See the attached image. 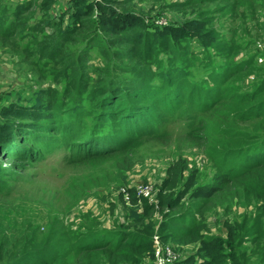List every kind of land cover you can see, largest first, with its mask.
<instances>
[{"label":"rangeland","instance_id":"rangeland-1","mask_svg":"<svg viewBox=\"0 0 264 264\" xmlns=\"http://www.w3.org/2000/svg\"><path fill=\"white\" fill-rule=\"evenodd\" d=\"M97 1L0 0V107H45L48 117L38 124L53 128L37 148L40 155L29 149L38 129L20 143L28 148L22 151L25 157L7 155L0 146V264H117L106 248L87 252L75 243L98 232L106 238L118 230L135 234L142 208L129 200L124 204L121 188L149 186L144 187L147 199L157 203L166 168L178 160L185 164V176L198 170V186L216 187L209 199L183 201L188 218L198 215L195 204L204 205L208 233L223 238L230 257L235 254L240 264H264V214L261 201L247 190L254 183L243 179L246 174L217 182L235 165L236 153L264 140V0H112L118 10L144 20L147 38L153 29L204 21L218 34V53L210 65L194 39L154 46L149 53L147 40H125L129 32L123 40L101 32L97 7L87 5ZM82 5L87 6L78 17ZM205 66L223 69L216 95H209L212 105L193 116L188 113L200 108L191 106L185 86L190 76L199 79ZM159 73L175 74L163 82L178 86L172 99L152 88ZM180 98L188 101L174 102ZM146 106L164 113L147 124L149 132L111 149L99 145L97 153L82 149L75 162L67 158L68 148L76 153L104 139L122 140L118 119L134 121L135 112ZM15 122L28 121L10 123L19 136L23 125ZM87 136L93 139L81 147ZM255 171L264 174V167ZM151 220L157 227L160 214L153 212ZM226 223L236 224L231 242H226ZM165 245L176 260L197 248ZM162 259L168 263L160 251L153 261Z\"/></svg>","mask_w":264,"mask_h":264},{"label":"trees","instance_id":"trees-1","mask_svg":"<svg viewBox=\"0 0 264 264\" xmlns=\"http://www.w3.org/2000/svg\"><path fill=\"white\" fill-rule=\"evenodd\" d=\"M78 1L81 2L88 0ZM87 5H95V8L97 7V10L95 11L96 24L101 32L112 36H122L126 32H129L130 36L126 39L122 36V40H133L135 44L139 43L141 40H147V51L150 48L149 53H152L154 46H159L161 44L180 46L182 43L190 42L194 39L202 47L203 54L208 56L209 65L216 59L215 56L218 53L216 46L219 44L215 42L216 35L218 34H216L214 30L206 28L207 24L204 21L189 20L185 21L184 25L153 29V32L150 33V38H147V34L144 31V20L135 13L118 10L114 7L112 0H98L95 3ZM82 6L85 8L81 10L79 8L76 14L78 17H80L81 13H83L86 9L85 5ZM212 45H214V48H212ZM182 67L183 65H181V68ZM205 67L209 68L205 69ZM205 67H202L205 70L204 74L199 79H194L190 76L189 81L185 86L187 89L186 95H188V98H192L189 102L191 106L196 109L200 108L198 112L193 111L188 113L190 115L193 114V116H198L212 105V103L208 100L209 95H216L215 82L217 77L221 75V71L223 69L222 68L220 71L215 72L213 71L212 66ZM181 68L178 67L177 71L181 70ZM193 75L194 72L192 73V76ZM174 76V73H159L158 77L151 81V86L157 93L165 95L167 100L172 99L175 95L171 92L177 89L178 86H173L172 82H167L165 84L163 82L164 77H166L165 80H167V77L173 78ZM160 80L161 83L159 84ZM183 96L184 93L181 98ZM151 97L153 100L154 97L152 95ZM181 98L175 99L174 102L180 103L181 105L186 104L188 98L185 101ZM141 100L144 101V98L141 97ZM194 100H202L203 103L198 106L194 103ZM111 107L112 106H110V108ZM149 107L150 106H146L145 108H139V110L136 109L138 113L146 110V112H143V116H138V113L135 112V118L137 117L139 121H136L137 119L133 121L131 117H128V122L123 123L118 119L119 127L124 130L122 140L114 138L104 139L102 143L98 142L97 145H85V147H82L85 142H91L93 139L91 136H87L79 144L82 148L76 153L73 152L71 148L66 150L67 158L71 162H75L81 158V156H78V153L82 149L91 150L94 148L96 150L91 152L97 153L100 151L97 150L99 145L110 146L111 149L113 147H118L120 144L119 142H124L123 145H126L134 139L133 136H140L142 132H149L150 129L146 128L147 124H149L150 121H160L161 117L164 115V113L161 114L158 106L157 110H154L153 108V110H151ZM262 107H264V105ZM145 113L146 115H144ZM47 117V108L42 106L23 107L22 105L18 106L16 104L1 106L0 146H3L4 150H7V155L25 157V152L22 151L28 148L22 149L20 143L24 141L22 140L23 137L28 135L27 132H32L33 130L38 129L36 131L37 134L34 135L32 139L29 149L37 150L36 152L40 155L41 152L38 150L39 145L42 141L48 140L51 137L50 132L53 130V128L45 130L44 126L38 124L39 121L45 120ZM14 119H18L19 121H28L26 123L15 122L16 124L23 125L20 133L21 135L19 136L14 133V130H12V126L10 125ZM234 156L236 157L235 165H232L225 172H223L217 182H230L239 177L241 178L244 174H246L247 176L243 179L246 182L254 183L249 185L247 190H249L251 194L255 195L261 201L262 212L264 214V174L262 172L257 173L255 171L264 167V140L258 145L249 147L248 149H243ZM180 164L181 162L178 160L167 166L165 177L159 185L157 203H151L146 197L137 195L133 187L128 189V203H130L132 207L140 206L143 212V216L139 220L141 227L135 234L128 233L126 236L123 234V231L118 230L116 235H107L106 238L105 233L98 232L77 241L75 243L77 247L87 252H96L101 248H106L109 255L116 260L115 262L117 264L123 261L129 262L130 264H153V236L156 234L159 241L163 244H175L177 247L187 246L190 244H195L197 246L196 250L189 256H186L183 259H178L170 264H223L227 258H230L233 261V264H240L235 254H232V257H230V254L226 252L227 247H224L225 244L223 243L225 241L222 240V237L212 236L208 233V226L204 216V205L200 206L195 204V206H198V210H196L198 215L196 217L193 216L191 220L188 218V216L191 217V215H188V213L184 211L185 207L183 205V201L189 198L199 199V202L204 199H209L216 191V187L212 185L198 186L196 184V173L198 170H192L189 175L185 176V164L183 166ZM250 179H253V181ZM1 180L0 176V182ZM123 203L125 204L126 201H123ZM153 212L160 214V222L157 227H154L151 220ZM145 219H148V222ZM226 230V242H231L236 234V224L226 223ZM144 258H148V260H145Z\"/></svg>","mask_w":264,"mask_h":264},{"label":"built area","instance_id":"built-area-1","mask_svg":"<svg viewBox=\"0 0 264 264\" xmlns=\"http://www.w3.org/2000/svg\"><path fill=\"white\" fill-rule=\"evenodd\" d=\"M133 187L137 193V195H142L146 198L147 197V194L149 193L147 188H149V186H144V187H147V188H144L142 186H134L133 184H129L127 185L126 187H123L121 188V193L123 195V198L125 201H128V189ZM149 201L151 203H153V200L149 199ZM153 249H154V259H156L157 255L161 252H163L166 257H167V262L168 263H165V261L162 259V260H158V261H153L155 264H170L171 262H174V260H176L178 258V255L174 252L173 249H171V247L169 245H165L163 243H161L158 239V236L155 234L153 236Z\"/></svg>","mask_w":264,"mask_h":264}]
</instances>
